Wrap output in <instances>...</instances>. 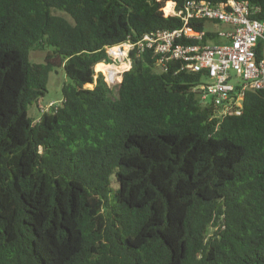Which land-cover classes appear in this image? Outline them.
Returning a JSON list of instances; mask_svg holds the SVG:
<instances>
[{
  "label": "trees",
  "instance_id": "trees-1",
  "mask_svg": "<svg viewBox=\"0 0 264 264\" xmlns=\"http://www.w3.org/2000/svg\"><path fill=\"white\" fill-rule=\"evenodd\" d=\"M188 1L0 0V264H264V90L219 120L202 75L158 72L150 49L96 78L109 49L181 28L165 8ZM236 1L264 20V0ZM56 69L61 103L35 119Z\"/></svg>",
  "mask_w": 264,
  "mask_h": 264
},
{
  "label": "built area",
  "instance_id": "built-area-1",
  "mask_svg": "<svg viewBox=\"0 0 264 264\" xmlns=\"http://www.w3.org/2000/svg\"><path fill=\"white\" fill-rule=\"evenodd\" d=\"M172 4V11L165 16L181 18L184 22L181 28L145 34L136 43L129 41L109 49L108 55L114 57L115 63L129 64L123 73L132 68L133 50L138 51V56L146 49L152 50L158 57L156 67L161 71L168 61H180L182 70L202 75L194 92L202 105L212 108L213 118L223 120L228 115H240L246 92L264 90L261 8L249 1L236 0L220 3L193 0L181 9L176 2ZM201 21H205V28L196 32L190 24ZM115 48L119 49V56L112 55ZM54 105L50 103L48 109ZM45 111L42 107V112Z\"/></svg>",
  "mask_w": 264,
  "mask_h": 264
},
{
  "label": "rangeland",
  "instance_id": "rangeland-1",
  "mask_svg": "<svg viewBox=\"0 0 264 264\" xmlns=\"http://www.w3.org/2000/svg\"><path fill=\"white\" fill-rule=\"evenodd\" d=\"M166 14V13H165ZM211 27V26H210ZM221 28V27H220ZM125 49V48H124ZM112 52H116V55L112 54L113 56H119V49L116 48V49H113L111 51ZM47 52L46 51H41V50H34L32 51L31 53V60L32 62L34 63H41L44 61L45 59V56H46ZM109 56H110V62L111 63H107V62H103L104 64L108 65L104 68L105 69H111V68H122L124 67L125 65H129V64H121V62H117L115 63L114 61V57H112L109 53ZM129 57V56H128ZM126 63H128V60H126ZM115 64V65H114ZM129 68V67H128ZM104 70L103 72H97L96 69H95V72H96V78L99 77L100 73L103 75L104 77V80L111 86H113L114 84H116L120 78L122 77L123 75V71H121L119 74H117L116 78H111L109 77L108 75H106V71L104 73ZM158 72L161 71L159 68L156 69ZM117 79V80H116ZM116 80V81H115ZM110 81V82H109ZM112 81H115V83H111ZM68 82V79L65 75V72L63 69H56L54 71H52L50 73V76H49V83H48V93L47 95L42 99V106H37L36 104L32 105L29 107V115L31 117H34L35 119H38L41 115V110H42V107L46 108L47 111L49 110L48 107H49V104L50 103H54L55 106L57 105H60L61 103V98H62V87L64 85V83ZM110 87V86H109ZM44 105V106H43Z\"/></svg>",
  "mask_w": 264,
  "mask_h": 264
},
{
  "label": "bare ground",
  "instance_id": "bare-ground-1",
  "mask_svg": "<svg viewBox=\"0 0 264 264\" xmlns=\"http://www.w3.org/2000/svg\"><path fill=\"white\" fill-rule=\"evenodd\" d=\"M172 5H173L172 2L168 3L167 7L165 8V13L166 14H169L172 11ZM112 54L116 55V52H112ZM128 67H129V65H125L121 69L120 68H115V67L111 68V69H105L104 73L106 71V75H108L111 78H116L117 74H119L123 70L128 69Z\"/></svg>",
  "mask_w": 264,
  "mask_h": 264
}]
</instances>
